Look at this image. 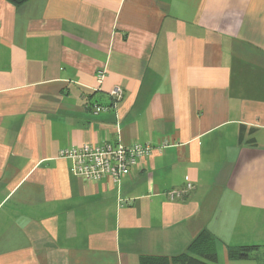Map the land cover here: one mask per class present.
I'll list each match as a JSON object with an SVG mask.
<instances>
[{"label":"crops","instance_id":"obj_1","mask_svg":"<svg viewBox=\"0 0 264 264\" xmlns=\"http://www.w3.org/2000/svg\"><path fill=\"white\" fill-rule=\"evenodd\" d=\"M104 141L152 150L118 182L59 155ZM201 231L204 263L259 264L264 0H0V264H139Z\"/></svg>","mask_w":264,"mask_h":264},{"label":"built area","instance_id":"obj_2","mask_svg":"<svg viewBox=\"0 0 264 264\" xmlns=\"http://www.w3.org/2000/svg\"><path fill=\"white\" fill-rule=\"evenodd\" d=\"M103 77L104 70H97V84H101ZM110 95L115 100H119L122 97V91L119 87H114L110 91ZM97 108L105 110L107 107ZM165 143L163 142L158 146L157 150H162L165 147ZM151 150L152 147L149 144H141L139 142L123 145L104 141L98 144H83L65 148L59 151V155L70 159L72 163L71 172L84 180L94 182L108 177L118 182L121 177L129 175L131 169L137 166L141 159L148 156ZM191 188L192 185L190 183L185 184V189ZM175 193L177 192H170V195L173 196Z\"/></svg>","mask_w":264,"mask_h":264},{"label":"trees","instance_id":"obj_3","mask_svg":"<svg viewBox=\"0 0 264 264\" xmlns=\"http://www.w3.org/2000/svg\"><path fill=\"white\" fill-rule=\"evenodd\" d=\"M8 1L20 3L23 0ZM214 243V239L207 231H201L191 241L187 248V252L172 257L141 255L139 257V264H206L197 257H203L209 261H214L216 258ZM258 248V245H244L237 248H228V256L233 259H247L251 256V253ZM262 249L264 253V245Z\"/></svg>","mask_w":264,"mask_h":264},{"label":"rangeland","instance_id":"obj_4","mask_svg":"<svg viewBox=\"0 0 264 264\" xmlns=\"http://www.w3.org/2000/svg\"><path fill=\"white\" fill-rule=\"evenodd\" d=\"M250 262H258V263H264V253L262 250L257 251L256 258L253 259V261Z\"/></svg>","mask_w":264,"mask_h":264}]
</instances>
